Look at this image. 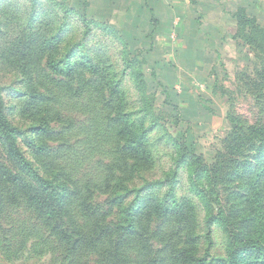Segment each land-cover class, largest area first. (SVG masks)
<instances>
[{
    "label": "rangeland",
    "instance_id": "obj_1",
    "mask_svg": "<svg viewBox=\"0 0 264 264\" xmlns=\"http://www.w3.org/2000/svg\"><path fill=\"white\" fill-rule=\"evenodd\" d=\"M240 9L264 28V0H0L15 145L0 139V264H175L182 250L256 264L227 251L241 219H264V174L260 206L257 175L242 179L263 135L231 154L264 128L260 62L231 38ZM160 204H186L184 226L156 218Z\"/></svg>",
    "mask_w": 264,
    "mask_h": 264
},
{
    "label": "trees",
    "instance_id": "obj_2",
    "mask_svg": "<svg viewBox=\"0 0 264 264\" xmlns=\"http://www.w3.org/2000/svg\"><path fill=\"white\" fill-rule=\"evenodd\" d=\"M234 18L236 19L237 25H238V31L235 35L232 36L234 40H236L238 43L243 44L244 47L248 48V51L250 54H252L253 59L255 62H260L259 70H254L256 72V75L258 77H263L264 75V28H260L258 26H255L253 24L254 19L246 16L244 11L242 9L238 10V12L235 13ZM247 29V30H246ZM246 30V31H245ZM253 71V72H254ZM242 131V130H237ZM244 134V135H243ZM263 135L264 138V128L261 129H253L250 132L241 133L237 136V140L240 145L235 146L231 152L232 156H235L239 154L240 148L242 145V142L245 140L251 142L252 140L256 141V137ZM236 136V135H235ZM251 136H255L252 139ZM0 139H3L6 141L9 146L14 147V131L13 128L10 126V124L4 119L2 114V108L0 103ZM131 144L128 143V146L132 147ZM256 144L261 145V148L259 149V155H263L264 153V139L261 140V143H258L256 141ZM250 143H248L245 146H248L247 148H251ZM239 147V148H238ZM244 146H242L243 148ZM241 148V149H242ZM133 150L134 149L132 147ZM134 152V151H133ZM135 153V152H134ZM199 160V164L201 166L202 160ZM219 163L213 162L212 164L208 165V167H200L202 171L200 172L199 176L201 177H208L211 181L213 180L212 175L214 172L218 173L220 169L216 171V167ZM264 170V161H256L255 164L251 167V172L244 173L242 175V179L246 180L247 178H253L255 175H257V178L255 183L252 184L251 187H254L253 189H257V193L252 200L253 203L261 205V199H260V189H258L259 185L261 184V177L264 174L262 171ZM29 175L31 178L37 182V185L40 186L42 189V192L44 194L49 193V197L51 200H56L55 187L52 185L50 180L43 179L41 176H39L36 172L33 171V169L29 168ZM3 177V174H1L0 169V178ZM234 178H237L236 176ZM263 181V179H262ZM11 182L16 183L17 178L11 179ZM214 182V181H213ZM257 186V187H256ZM36 190V188H35ZM37 191V190H36ZM36 199L35 195L31 196V201H34ZM149 204V203H148ZM37 206L39 209L44 210V213L42 215L47 217V219L52 218L54 215L59 214L61 211H59L63 203L62 201H59L58 210H52L51 206L42 203V201L37 203ZM157 207L154 209V212H156V218H166L169 216H173L180 222L183 226L184 223H186V204L183 205H172V207H165L163 205H156ZM147 207L150 208V205H147ZM146 207V208H147ZM254 217H251L247 220L241 219L242 222V228L239 230V234L237 235L235 232L230 231V246L227 251H229L231 248H234L235 251L239 249L238 256L244 255L246 258L251 259L253 257V260L256 262V264H264V219L262 220V224L259 226L253 225L254 223ZM130 230L133 229L132 225L130 226ZM256 228L252 230V228ZM129 231V229H127ZM63 238L62 236H60ZM61 241V240H60ZM186 244V242H185ZM182 250V249H181ZM175 264H209L207 263L204 258H198L194 257L192 251H183L179 253V255H176L174 258ZM243 261H237L233 259L232 264H244Z\"/></svg>",
    "mask_w": 264,
    "mask_h": 264
},
{
    "label": "crops",
    "instance_id": "obj_3",
    "mask_svg": "<svg viewBox=\"0 0 264 264\" xmlns=\"http://www.w3.org/2000/svg\"><path fill=\"white\" fill-rule=\"evenodd\" d=\"M232 38V37H231Z\"/></svg>",
    "mask_w": 264,
    "mask_h": 264
}]
</instances>
